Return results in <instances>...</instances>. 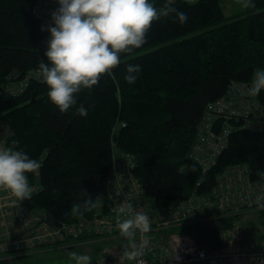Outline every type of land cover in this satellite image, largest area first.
Returning a JSON list of instances; mask_svg holds the SVG:
<instances>
[{
    "label": "trees",
    "instance_id": "obj_1",
    "mask_svg": "<svg viewBox=\"0 0 264 264\" xmlns=\"http://www.w3.org/2000/svg\"><path fill=\"white\" fill-rule=\"evenodd\" d=\"M153 3L161 7L165 0ZM254 3V8L228 17L221 0H172V6L187 14V23L174 17L155 22L141 48L122 54L110 76L78 94L77 106L89 109L85 117L76 114V106L61 113L43 82H30L18 97L1 95L0 123L9 133L3 146L18 141L19 148L43 163L39 176L28 174L37 191L24 201L14 197L15 206L44 211L64 223L90 216L93 209L82 217L70 209L82 204V189L93 199L98 196L111 173L114 148L135 158L133 174L148 200L160 208L194 193L209 194L216 176L236 164H246L250 179L264 182L257 175L264 171V116L261 130L231 132L203 180L189 158L208 104L222 99L231 82H249L256 70L264 69V0ZM35 4L0 0V91L10 78L20 80L38 70L41 61L47 63ZM127 64L141 67L134 84L124 80ZM258 101L264 113V92ZM255 213L264 227V210ZM202 217L209 221L175 231L213 252L221 247V234L242 215L219 218L207 211ZM27 256L0 251V264Z\"/></svg>",
    "mask_w": 264,
    "mask_h": 264
},
{
    "label": "built area",
    "instance_id": "obj_2",
    "mask_svg": "<svg viewBox=\"0 0 264 264\" xmlns=\"http://www.w3.org/2000/svg\"><path fill=\"white\" fill-rule=\"evenodd\" d=\"M57 7L56 0H36L34 14L45 40L49 35L47 26L51 25V13ZM255 72L249 82H231L226 95L208 104L204 111L189 155L191 161L200 168L202 180L215 166L233 130L262 129L264 113L258 95L264 90L256 96L248 94ZM32 81L42 82L38 70L30 71L20 80L10 78L0 91V96L18 97ZM230 121L237 126L232 127ZM134 168L135 158L114 148L111 173L97 196L100 197L97 207L93 208L90 216L73 223H64L41 210L15 206L13 194L0 186V194H4V199L7 196L9 201L6 204L11 205L12 212L7 214L11 219L10 226L12 224L16 233H19L2 243L0 251L5 253L14 250L29 254L31 250L58 245L72 248L105 244L98 248L94 264H137L136 261L122 259L129 241L119 234L117 227L118 207L122 202H128L135 210L146 213L152 221V230L146 234L151 243L141 258L143 264H261L264 259V241L244 245L239 222L221 234V247L213 252L199 247L190 235L175 231L177 228L208 222V217H202L207 211L219 218L263 211L258 209L255 200L264 193V182L251 180L246 164H236L219 173L216 185L209 194L194 193L188 200L165 208L148 200L133 174ZM36 191L37 188L33 187L32 194ZM176 236L180 243L175 250ZM136 239H141L139 233ZM175 256L180 259H175Z\"/></svg>",
    "mask_w": 264,
    "mask_h": 264
},
{
    "label": "clouds",
    "instance_id": "obj_3",
    "mask_svg": "<svg viewBox=\"0 0 264 264\" xmlns=\"http://www.w3.org/2000/svg\"><path fill=\"white\" fill-rule=\"evenodd\" d=\"M240 2L245 9L255 7L254 0ZM56 3L51 25L47 26L49 35L43 53L47 63L41 61L38 72L48 87L49 100L58 110L66 113L76 106V114L81 117L87 116L89 109L83 103L77 106L78 94L97 86L102 77L110 76L121 64L122 54L141 48L155 22L169 17L180 24L188 20L185 12L172 6V0H165L161 7L153 0H56ZM125 67L124 80L134 84L141 67L132 64ZM261 90H264V69L255 72L248 94L256 96ZM18 143L13 140L10 146H0V186L10 190L16 201H24L33 192L28 174L39 176L43 163L31 158ZM257 175L264 178V171H258ZM82 195L85 197L82 204H74L70 209L71 214L81 217L85 211L97 207L100 198L93 199L84 189ZM255 203L264 210V193L256 197ZM118 213L119 234L129 241L122 259L143 264L141 258L151 243L146 234L152 230V221L128 202L119 205ZM137 233L141 236L139 241ZM179 243L176 236L175 250ZM71 255L76 264H91L92 258L87 254Z\"/></svg>",
    "mask_w": 264,
    "mask_h": 264
},
{
    "label": "rangeland",
    "instance_id": "obj_4",
    "mask_svg": "<svg viewBox=\"0 0 264 264\" xmlns=\"http://www.w3.org/2000/svg\"><path fill=\"white\" fill-rule=\"evenodd\" d=\"M221 6L225 14L229 17L231 14L240 13L246 9L242 6L240 0H221ZM7 130L0 123V146H3L5 139L8 136ZM4 194H0V242L5 243L10 239L16 237L17 230L10 226L11 219H9L10 212H12L11 205L6 204L9 200L7 196L3 198ZM3 198V199H2ZM3 206V207H1ZM3 215V216H2ZM6 224V225H4ZM242 228L243 244L251 245L260 241H264V227L261 226L258 215L255 212L245 213L239 222ZM105 244L93 246H75L72 248L64 246H52L50 248L41 250H31L29 256L17 258L15 264H76L72 253L87 254L91 258L97 253L99 247H104ZM1 247V244H0ZM19 253V252H16ZM22 255L21 253H19ZM94 254V255H93ZM17 255V254H16ZM93 259V258H92ZM91 259V264L92 260ZM94 264V263H93Z\"/></svg>",
    "mask_w": 264,
    "mask_h": 264
},
{
    "label": "crops",
    "instance_id": "obj_5",
    "mask_svg": "<svg viewBox=\"0 0 264 264\" xmlns=\"http://www.w3.org/2000/svg\"><path fill=\"white\" fill-rule=\"evenodd\" d=\"M187 1H191V2H193V1H196V0H187ZM240 13H241V12H240ZM236 14H238V13L231 14L230 16H233V15H236ZM0 244H2V243L0 242ZM92 264H93V262H92Z\"/></svg>",
    "mask_w": 264,
    "mask_h": 264
}]
</instances>
